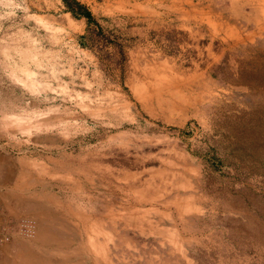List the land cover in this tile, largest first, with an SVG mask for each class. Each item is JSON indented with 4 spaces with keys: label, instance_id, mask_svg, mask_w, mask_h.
Listing matches in <instances>:
<instances>
[{
    "label": "rangeland",
    "instance_id": "rangeland-1",
    "mask_svg": "<svg viewBox=\"0 0 264 264\" xmlns=\"http://www.w3.org/2000/svg\"><path fill=\"white\" fill-rule=\"evenodd\" d=\"M0 0V264H264V0Z\"/></svg>",
    "mask_w": 264,
    "mask_h": 264
},
{
    "label": "trees",
    "instance_id": "trees-1",
    "mask_svg": "<svg viewBox=\"0 0 264 264\" xmlns=\"http://www.w3.org/2000/svg\"><path fill=\"white\" fill-rule=\"evenodd\" d=\"M66 9H68L73 16L83 17L87 22H91L92 16L89 10L77 0H63Z\"/></svg>",
    "mask_w": 264,
    "mask_h": 264
}]
</instances>
